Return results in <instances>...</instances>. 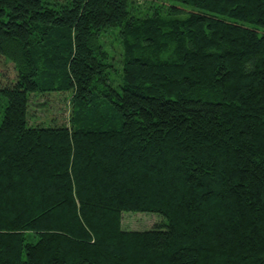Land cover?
Here are the masks:
<instances>
[{
	"label": "trees",
	"instance_id": "trees-1",
	"mask_svg": "<svg viewBox=\"0 0 264 264\" xmlns=\"http://www.w3.org/2000/svg\"><path fill=\"white\" fill-rule=\"evenodd\" d=\"M175 1L0 0V264H264V0ZM54 91L66 124H29Z\"/></svg>",
	"mask_w": 264,
	"mask_h": 264
},
{
	"label": "rangeland",
	"instance_id": "rangeland-1",
	"mask_svg": "<svg viewBox=\"0 0 264 264\" xmlns=\"http://www.w3.org/2000/svg\"><path fill=\"white\" fill-rule=\"evenodd\" d=\"M48 2V5L54 7H60L61 4H65L68 0H44ZM134 9L133 14L143 15L153 12V9L161 6V10L166 11L169 7H176L178 9L188 10L190 7L182 2H177L175 0H133ZM185 15L182 11L178 16ZM107 49L114 59V64L116 70L111 73V78L115 80L117 84L119 80V74L121 72L122 66L120 64L121 59V45L117 34L113 30L105 33L103 38ZM118 72V73H117ZM16 77V71L14 65L11 61H7L4 57H0V86L4 84H9ZM68 92H57L43 93V95L32 94L31 97V107L28 111L29 114V124H41V125H55V124H66L69 117L70 101ZM7 98L0 92V123L2 119V114L6 107ZM122 222L121 227L123 229L129 230H147L153 227L162 226L166 222L164 216L159 213L154 212H139V211H124L121 215Z\"/></svg>",
	"mask_w": 264,
	"mask_h": 264
}]
</instances>
